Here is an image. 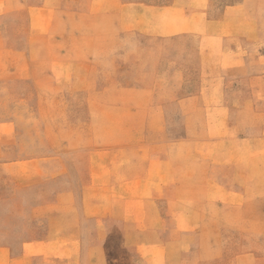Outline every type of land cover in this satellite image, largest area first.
<instances>
[{
    "label": "crops",
    "instance_id": "obj_1",
    "mask_svg": "<svg viewBox=\"0 0 264 264\" xmlns=\"http://www.w3.org/2000/svg\"><path fill=\"white\" fill-rule=\"evenodd\" d=\"M254 1L227 5L220 18L211 20L207 0H174L172 4L42 0L44 6H78L97 18L104 17L116 31L136 30L155 38H166L170 30L177 34L221 24L237 13L236 25L251 42H257L259 16L253 11L259 7ZM27 3L39 5L40 0ZM210 38L216 53L238 58L227 37ZM222 41L224 49L219 51ZM212 52L204 51L203 55ZM216 53L212 59H217ZM255 58L258 64L254 67L243 63L225 68L203 61L202 73L208 79L199 86V96L148 106L149 113L139 121L158 125H149L142 136L119 142L110 153L97 151L89 163V177L75 195L66 186L67 165L63 164L64 173L58 179L54 174L40 177L45 170L55 169V164L41 163L38 156L25 153L22 134H17L14 125L19 123L17 118L1 114L0 264H103L97 263L101 257L95 251L114 249L138 253L144 264H171L169 252L182 247L174 237L182 234L178 229L184 220L199 215L201 203L243 205L263 196L264 98H258V93L264 94V64H260L264 57ZM233 74L248 77L225 84L222 76ZM233 89L249 91L251 97L233 105L224 98V92ZM206 91L215 92V97H207ZM170 122L185 124L192 134L178 136L173 151L166 129ZM180 146L186 150L180 153ZM62 181L63 186L49 189L47 195L39 191ZM162 203L167 205L166 211L154 207ZM188 203L191 210L185 208ZM120 235L125 246H114ZM110 264L118 263L115 259Z\"/></svg>",
    "mask_w": 264,
    "mask_h": 264
},
{
    "label": "rangeland",
    "instance_id": "obj_2",
    "mask_svg": "<svg viewBox=\"0 0 264 264\" xmlns=\"http://www.w3.org/2000/svg\"><path fill=\"white\" fill-rule=\"evenodd\" d=\"M239 2L207 0V16L218 19L225 6ZM254 4L259 7L253 11L259 16L257 42H251L236 25L237 13L221 24L177 34L170 30L166 38H155L136 30L116 31L104 17L97 18L78 6L69 9L62 3L44 6L42 0L34 6L27 0H0V115L17 118L19 123L14 125L17 134H22L25 153L38 156L41 163L55 164V169L45 170L40 177L54 174L58 179L64 173L63 164L67 165L66 186L75 195L89 177V163L97 151L110 153L119 142L142 136L149 125H158L139 121L146 118L148 106L199 96V86L208 79L202 73L204 62L225 68L258 64L255 56L264 57V0ZM175 35L188 38L176 39ZM217 35L230 40L238 58L221 51L224 40L217 48L221 52L216 53L210 37ZM208 50L212 55H203ZM215 53L218 57L212 59ZM240 76L222 79L234 84L248 77ZM259 93L258 98H264ZM205 94L215 97V92ZM245 97H251L249 91L224 92L233 105ZM166 129L172 151L178 136L192 135L185 124L170 122ZM180 147V153L186 150ZM58 185L64 182L47 184L39 191L47 195ZM166 206L154 207L166 211ZM185 208L191 210L192 204ZM178 230L182 234L174 241L182 247L169 252L171 264H264V195L243 205L201 203L199 215L184 220ZM125 244L120 235L114 246ZM94 254L101 257L97 263L110 264L116 259L118 264H144L138 253L125 249Z\"/></svg>",
    "mask_w": 264,
    "mask_h": 264
}]
</instances>
